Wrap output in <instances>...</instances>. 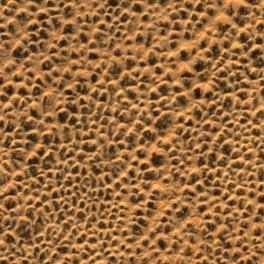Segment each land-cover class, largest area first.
Here are the masks:
<instances>
[{
  "label": "rangeland",
  "instance_id": "374dc122",
  "mask_svg": "<svg viewBox=\"0 0 264 264\" xmlns=\"http://www.w3.org/2000/svg\"><path fill=\"white\" fill-rule=\"evenodd\" d=\"M226 2L0 0V264H264V0Z\"/></svg>",
  "mask_w": 264,
  "mask_h": 264
},
{
  "label": "clouds",
  "instance_id": "9594fccd",
  "mask_svg": "<svg viewBox=\"0 0 264 264\" xmlns=\"http://www.w3.org/2000/svg\"><path fill=\"white\" fill-rule=\"evenodd\" d=\"M9 2L11 3L12 0H9ZM196 2L198 3L199 0H196ZM228 3H232V4L236 5V6H239V5L245 4V0H227V2L225 4V7L228 6ZM233 27H235V25H233ZM17 43H19V41H17ZM185 67H187V65H185ZM130 131H131V129H130ZM0 242H3V241H0Z\"/></svg>",
  "mask_w": 264,
  "mask_h": 264
},
{
  "label": "snow or ice",
  "instance_id": "6c2138e0",
  "mask_svg": "<svg viewBox=\"0 0 264 264\" xmlns=\"http://www.w3.org/2000/svg\"><path fill=\"white\" fill-rule=\"evenodd\" d=\"M243 5V4H242ZM0 119H2V118H0ZM0 243H3V242H0Z\"/></svg>",
  "mask_w": 264,
  "mask_h": 264
}]
</instances>
